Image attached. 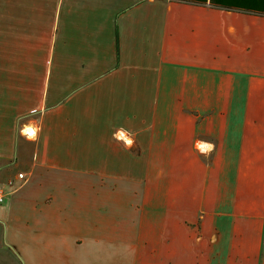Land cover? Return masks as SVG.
I'll list each match as a JSON object with an SVG mask.
<instances>
[{"label": "crops", "instance_id": "crops-1", "mask_svg": "<svg viewBox=\"0 0 264 264\" xmlns=\"http://www.w3.org/2000/svg\"><path fill=\"white\" fill-rule=\"evenodd\" d=\"M0 186V264H264V0H0Z\"/></svg>", "mask_w": 264, "mask_h": 264}, {"label": "built area", "instance_id": "built-area-1", "mask_svg": "<svg viewBox=\"0 0 264 264\" xmlns=\"http://www.w3.org/2000/svg\"><path fill=\"white\" fill-rule=\"evenodd\" d=\"M18 177L23 178L24 177L23 173H18ZM4 198H5V192L3 190V187L0 186V203L3 202Z\"/></svg>", "mask_w": 264, "mask_h": 264}, {"label": "bare ground", "instance_id": "bare-ground-1", "mask_svg": "<svg viewBox=\"0 0 264 264\" xmlns=\"http://www.w3.org/2000/svg\"><path fill=\"white\" fill-rule=\"evenodd\" d=\"M28 131H30V129H28ZM31 133H33V135L35 134V131L34 130H31ZM28 135H30L29 133H28Z\"/></svg>", "mask_w": 264, "mask_h": 264}]
</instances>
